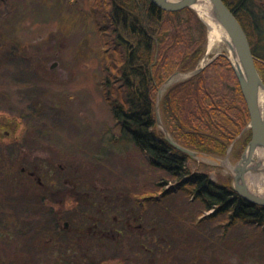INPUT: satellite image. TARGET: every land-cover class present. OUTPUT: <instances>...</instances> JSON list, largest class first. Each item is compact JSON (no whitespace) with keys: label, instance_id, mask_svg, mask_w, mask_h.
Listing matches in <instances>:
<instances>
[{"label":"rangeland","instance_id":"rangeland-1","mask_svg":"<svg viewBox=\"0 0 264 264\" xmlns=\"http://www.w3.org/2000/svg\"><path fill=\"white\" fill-rule=\"evenodd\" d=\"M105 23L96 0H0V121L5 117L18 122L17 129L0 126V165L10 164L5 170L13 174L15 160L30 168L38 160L37 169L44 174L50 161L55 184L61 180L55 185L54 208L64 215L60 226L70 229L69 234L47 230L46 212L39 210L27 219L24 211L21 228L28 231L36 224V237L30 232L17 241L15 230L6 228L0 264H67L64 258L72 254L56 242L68 240L77 244V262L83 264H264V228L227 227L219 220L197 223L210 211L177 190L170 199L163 198L169 185L162 186L165 172L152 166L134 143L119 139L120 126L102 79L105 64L121 59L106 42ZM222 53L232 55L228 42L222 38L209 47L208 28L206 51L196 67ZM190 71H176L169 78L176 76L175 83L188 78ZM158 128L162 129L159 124ZM249 129L247 124L237 136L228 157L227 152L209 154L234 166L245 148L239 158L234 149L240 148ZM189 165L208 171L214 180L231 175L223 164L206 157H193ZM5 186L13 190L9 183ZM150 195L157 196L160 205L146 204L141 212ZM7 197L5 213L14 216L15 199ZM82 207L87 209L84 217L78 210ZM126 207L141 214L137 222L154 229L160 246H152L148 253L134 247L123 251L127 240L117 247L96 239L101 230L119 235ZM82 220L89 233L84 237L75 232ZM47 238L53 240L50 253L42 248Z\"/></svg>","mask_w":264,"mask_h":264},{"label":"trees","instance_id":"trees-1","mask_svg":"<svg viewBox=\"0 0 264 264\" xmlns=\"http://www.w3.org/2000/svg\"><path fill=\"white\" fill-rule=\"evenodd\" d=\"M253 1L225 0L245 28L257 68L264 73V67L257 59L258 56L264 57V54L256 44V19L251 12ZM96 5L104 12L106 23L103 31L108 36L106 42L121 59L119 63L113 60V64H105L102 79L120 126L119 139L134 143L149 157L152 166L165 172L162 186L169 185L162 191L163 198L170 199L176 190L186 197L195 198L203 209L210 211L197 221L199 224L206 220H219L227 227L244 224L264 228L263 205L242 197L235 190L231 175H219L214 180L208 171L193 170L189 165V159L193 156L175 147L166 138L165 132L158 128L156 99L159 87L174 72L194 69L206 51L208 26L198 11L193 7L165 10L152 0H96ZM161 115L169 132L183 146L216 155L225 154L250 120L247 102L227 54L216 56L199 72L170 85L161 101ZM0 126L17 129L18 122L3 117ZM251 136V129L243 134L240 148L234 149L236 157L239 158ZM9 174L12 173L5 171L6 176ZM54 191L56 195L58 189L55 187ZM146 198L145 205L139 208L141 212L146 210V204L160 205L157 196ZM78 201L80 203L77 205H81L83 198ZM78 210L83 217L86 216V208ZM124 210L123 218L126 221H122L123 228H119V235L101 232L99 242L102 245L112 243L117 246L118 242L127 240L126 245L121 243L123 251L134 247L132 249L147 253L152 246L161 245L162 241L153 237L154 229L149 230L137 222L141 215L139 212L127 207ZM62 218V211L54 208L47 215L44 225H49L58 234H69V227L63 229L60 226ZM39 231L46 232L45 229ZM75 232L80 237L89 235L84 229V220ZM93 239L95 237L90 240ZM83 240L80 238V241ZM56 244H61L66 253L72 254L64 258L70 264H83L77 262V244L72 240Z\"/></svg>","mask_w":264,"mask_h":264},{"label":"water","instance_id":"water-1","mask_svg":"<svg viewBox=\"0 0 264 264\" xmlns=\"http://www.w3.org/2000/svg\"><path fill=\"white\" fill-rule=\"evenodd\" d=\"M158 6L165 10H178L185 7H193L196 0H152ZM211 3V8L216 20L222 25L228 34L229 39H227L230 51L232 54L238 57L242 69L238 68L232 61L231 56L227 55L233 64L235 73L238 77L243 95L247 102V106L250 113V120L248 127L252 131V136L247 143L241 157L234 165V172L231 171L233 178V186L235 190L244 197L247 201L260 204L264 206V195L252 191L247 183V176L252 174H258L260 167L263 163V156H258L255 159V153L257 150H261L264 153V112L261 110L260 106V90L264 88L263 77L257 68L256 57L253 54L251 43L248 34L232 11L225 0H209ZM207 24V23H206ZM208 25V24H207ZM216 57V56H215ZM214 57V58H215ZM212 58V60L214 59ZM210 62V61H209ZM207 63H203L201 66L192 69L189 72L188 77L194 75L195 73L202 70ZM168 78L163 85L169 80ZM171 83L170 85H172ZM162 85V86H163ZM169 85V86H170ZM161 86V87H162ZM161 87L158 90L157 103H156V114L157 123L163 131L165 132L166 138L178 149L190 154L193 157H215V155L197 151L189 147L183 146L178 141H176L170 134L167 127L164 125L161 116V101L164 93H161ZM235 140L229 146L226 157L229 156L233 149ZM68 223V222H67Z\"/></svg>","mask_w":264,"mask_h":264},{"label":"flooded vegetation","instance_id":"flooded-vegetation-1","mask_svg":"<svg viewBox=\"0 0 264 264\" xmlns=\"http://www.w3.org/2000/svg\"><path fill=\"white\" fill-rule=\"evenodd\" d=\"M253 2V11H250L253 13V16L256 19V44L259 51L264 54V0H254ZM257 59L259 60V63H264V57L258 56ZM48 162L50 163V161ZM48 162L45 165L44 174L40 171L41 169H37L38 165H40L38 160H35L34 167L36 168H30L24 165L22 161L15 160L16 167L14 168V170H10L14 173L7 176L5 175L6 170L4 165H0V241L5 242L4 230L11 227L15 230L17 241L22 239L23 236L28 235V233L30 232H33L32 238L36 237V233L38 232L36 231V224L31 225V228L28 231L22 230L20 219V214L22 212L25 211L27 212V214H29V217H27V219L32 218V216L35 215L39 210L42 212H46V214L48 215L53 212V201L55 195L54 189L56 184L54 181V176L52 174V167L50 166V164H48ZM6 182L9 183V187H12L13 190L6 189ZM6 196L15 199L14 216L9 213V216L7 217L5 213V204H7ZM67 222L68 221L65 222L66 226L69 225V223ZM44 227L47 230H52L49 225H44ZM111 228L112 226L109 229ZM92 229L95 230V234L98 233V229L96 227ZM117 231L119 232V230ZM45 233H47V231ZM102 233L107 234L106 231H102ZM98 240L100 241V238ZM50 243H53L52 238H47L42 247L48 253L52 251L50 250ZM67 264L70 263L67 261Z\"/></svg>","mask_w":264,"mask_h":264},{"label":"bare ground","instance_id":"bare-ground-1","mask_svg":"<svg viewBox=\"0 0 264 264\" xmlns=\"http://www.w3.org/2000/svg\"><path fill=\"white\" fill-rule=\"evenodd\" d=\"M194 8L198 11L200 16L204 19V21L208 24L209 28V47H212L213 44L222 38L229 39L227 32L222 27V25L216 20L212 8L211 3L209 0H196L194 3ZM232 61L235 63V65L242 69V65L238 59L237 56L234 54L231 55ZM176 76H172L162 87H161V93H164L166 89L169 87V85L176 79ZM260 106L261 110L264 112V88H261L260 90ZM258 156H263V163L260 167V171L258 174L255 175H248L247 176V183L249 188L256 192L264 195V153L261 150H257L255 153V159ZM206 159H208L212 163H220L223 164L225 167H227L230 171L234 172V166L230 163L228 159H221V158H215L211 156H207Z\"/></svg>","mask_w":264,"mask_h":264}]
</instances>
